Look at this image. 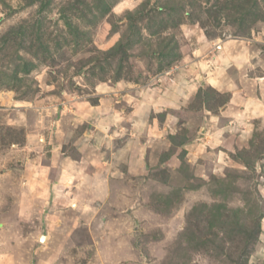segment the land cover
Listing matches in <instances>:
<instances>
[{"label": "rangeland", "instance_id": "obj_1", "mask_svg": "<svg viewBox=\"0 0 264 264\" xmlns=\"http://www.w3.org/2000/svg\"><path fill=\"white\" fill-rule=\"evenodd\" d=\"M233 38L264 0H0V264H264V116L187 89Z\"/></svg>", "mask_w": 264, "mask_h": 264}, {"label": "crops", "instance_id": "obj_2", "mask_svg": "<svg viewBox=\"0 0 264 264\" xmlns=\"http://www.w3.org/2000/svg\"><path fill=\"white\" fill-rule=\"evenodd\" d=\"M257 54L245 39L233 38L222 42L214 52L213 57H206L205 55L207 60L202 59L196 62L197 65L188 74L190 80L186 82L190 84L187 89H193L194 86H198L196 83L205 81L219 91L230 92L231 104L225 107L224 114L229 116L231 120L233 117H236L238 121L244 120L245 114L249 117L264 116V74L257 73L258 67L264 71V59H261L262 57ZM256 56L259 59L255 65L254 58L256 59ZM154 101L157 102V106L162 105L163 102L169 103V99H166L165 95L160 96L159 99H154ZM2 161L0 156V172L4 170L2 169ZM61 175H64L62 170ZM40 178L34 181L32 176L25 182L26 190L32 192L34 197L38 196L36 195L38 185L45 186L47 190L51 187L45 177L41 176ZM57 184L56 187L59 186V183ZM42 198L44 201L48 200L45 196Z\"/></svg>", "mask_w": 264, "mask_h": 264}, {"label": "bare ground", "instance_id": "obj_3", "mask_svg": "<svg viewBox=\"0 0 264 264\" xmlns=\"http://www.w3.org/2000/svg\"><path fill=\"white\" fill-rule=\"evenodd\" d=\"M43 238H45V236H43Z\"/></svg>", "mask_w": 264, "mask_h": 264}]
</instances>
